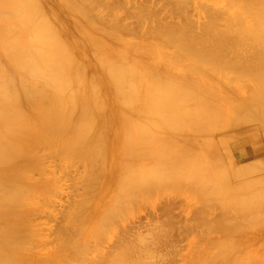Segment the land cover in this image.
<instances>
[{
	"label": "bare ground",
	"instance_id": "1",
	"mask_svg": "<svg viewBox=\"0 0 264 264\" xmlns=\"http://www.w3.org/2000/svg\"><path fill=\"white\" fill-rule=\"evenodd\" d=\"M131 1L132 0H130V3ZM141 1L137 2L136 0L135 4L140 3L141 5H145V3L142 4ZM144 1L145 0H143V2ZM160 1L157 2L156 0V3L154 1L152 2V4L150 2L149 3L151 5H158ZM190 1H193L196 6H191L193 5V2L190 3ZM223 1L167 0L166 2L170 4H167L168 7H171V5L173 4L172 6L174 7V9L170 8L171 11L173 10L174 12L175 10L178 12H175L176 15L174 13L173 14L175 16H177L178 14V17L180 14V17L183 16L184 18H180V20H182L181 22L178 17H176L177 21H172V23L170 22V20H173L175 16H173L172 14H170L171 16L168 14L171 18H169L168 15L166 16L165 12H171L170 10L167 11L168 7L165 3V6L163 3L161 4V6L163 5L165 7H163L162 9L163 14L160 13L162 10L159 11L160 8L158 7L157 8L159 10L155 9L157 12L159 11L158 15H156L157 12L154 13V9H152L154 10L152 11L150 8V12H152V16L153 14L156 16H161V20L166 17V22H168L169 20L170 23H166L165 21H162V23H160L159 21L161 20L159 19H154V21H156L151 23L152 19L154 17H157L154 16L150 21V12L149 10L147 11V8H145V6L139 5V7L137 8H131L130 6L131 9H128L129 11L132 10L131 17L135 20L136 18H139V20L143 22V20L149 18L148 20L150 22L146 20L145 22H143L144 25L142 23L139 24L138 22L140 21H138L137 19V23L139 24L138 26H145V23H147V26L150 25L149 27L152 26V28L150 29L145 26L149 30H147L146 28L144 30L143 28V31H140L142 29L141 27H139L140 30L138 29L137 33V30H135L136 27H134L135 29L132 28L134 24L133 22H131V19L128 18L130 14H124L123 16H121L122 13L119 14L120 12H116L120 10H122L123 12V10L126 9L118 4V0H0V264H55L53 261H55L57 264V261L59 262L61 260L60 258L63 259L64 257L63 260L65 261L66 254H69L70 256L71 254L76 255L75 251H77L79 255L82 254L80 252L83 247L82 245H79L80 241L77 242V238H79V236H76L79 235V232L76 233L77 231H72L73 227L70 231H68L69 227L68 229L63 231V234L64 232H66L65 235H69V239H67V237L66 239H63L68 241V243L65 242L67 245H59L57 249L52 248V250L50 247H48L51 250H48L50 252L46 251L48 249L46 247V244H48L49 241L45 239V243L44 240L42 241L43 238L38 239L41 238L43 234L40 235V232L42 233V231H37L41 228L37 227L36 221L38 218L34 213L41 212L45 214L48 211L46 212L45 210H42L43 208L46 207L45 209H48V206L51 207V204H53L52 206H54L55 204L56 206L59 205L55 203L60 200L59 197V200L55 201V199H57V196H55V198L52 195V193L54 194V192V195H58L59 190L57 189V193L55 190L56 183L58 181H63L66 178L64 176L67 172V174H69L67 175V177H70L69 183L71 182V179H73L72 183H74V178L76 179V177H78L81 173L76 171L77 168V170H81L79 168L80 166L76 165V168L74 163V169H69L70 172L67 171L68 169H66L64 171L67 172L62 171L61 173V171L58 169L61 166L60 161L61 163L64 161L65 163L80 161L84 163L83 167L85 165L86 169L88 166V171H86V169H84L83 171V168L81 170L84 173L87 172V178L80 179L84 176V173L79 176V179L81 181H84L85 183L86 180V182H88V187H85L83 182L77 180L80 182V184L83 183L81 184V188H78V190H82V186H84L85 189L89 190L87 192L89 195L93 197L95 196L94 194H97L96 197L99 200V197H101L100 194L103 193L101 190L110 188L111 185H113L112 182L114 181L115 185L114 188L112 187L113 191L111 197H114L120 202L119 206L112 208L110 205L113 202L110 203L109 206L113 211H116L118 209H121V207H125L127 205V202H129L130 206L129 204L127 206L131 210L132 203L130 202H133L132 200L139 193L140 180L138 181V178H140L145 172L144 171L138 177V172H141L139 171V168L143 167L147 163L149 168H147L146 170L148 171V169L151 168L149 162L145 164L140 160L141 158H147L145 156H142L143 154L146 155L145 148L147 146L145 147V145L147 144L144 143H146L145 141L148 138V133L145 136V125L147 124L148 118L146 114H144L145 110H148L150 113H154L155 119L153 120V122H158L159 120L160 123L158 124H163V126H159L158 128L161 131H164L167 135V139L164 137L165 135L163 136L167 140V142L164 140L162 141L163 144H161L164 145V142L168 144H165L166 147L168 146V150L165 149L168 152V159L166 160H170L171 162L175 163L176 165L173 164V166L175 165L176 168L179 167L181 173L184 172V174L187 175L186 181L183 182L184 184H186V186L190 180H194V185L192 184V187H190H194L195 189H193L196 190V187H200V182L202 181L199 174H201L202 172H204V175L206 172L208 173L207 175L214 173L218 166V160L220 159V162H222V158H220L219 155L222 152H220L219 148H216L220 145L221 149L222 147H224L227 150L224 151V156H228L225 157V160L228 161L222 159L223 162H229L228 166L229 164L231 165L230 169H232L235 173L237 172V175L240 179L241 176L243 178L246 177L245 179L250 177L247 179V181H243V178L241 179V181L239 178L235 179L237 175H234L233 179L238 180L237 182H239L240 180V182L236 186L239 187L241 182L242 184H244V186H250L251 184L260 182L259 185H263L264 190V0H225V3ZM126 2L127 0L125 1V4H127ZM120 3H122V0L120 1ZM130 3L128 5H130ZM125 4L122 5L126 6ZM119 6H121V8H118ZM152 8H154V6H152ZM192 8L198 10L193 13L192 11H194V9ZM103 9H107L109 12H111L110 18H108V16H110L108 11V14L105 12L103 14ZM164 9L167 10L164 11ZM188 10H190L191 13ZM197 11L204 16L203 18V16H201L200 14L203 20L201 17L199 19H201L202 21H198V18H195V15L198 14ZM116 13H118V16H121L122 20L128 18L127 20L125 19V22L130 20V22L132 23V27L129 21L127 23H130V26L129 24L125 25L123 23L124 21H121V19H119L120 16L118 18ZM189 13L192 17L195 16L194 19L191 18ZM161 14L165 16L163 17ZM103 15H105V17H107V20L109 21L105 20ZM133 15L136 17H134ZM146 15L149 17H146ZM134 19L132 20L134 21ZM195 19L198 22L194 21ZM178 21L180 22L178 23ZM157 22L159 23L158 25ZM128 26L130 27V29L132 28V30L136 31L134 34H137L134 35L131 30L129 31ZM158 128H154V130H158ZM160 130L159 132L161 134ZM148 132H150V130ZM214 133H218V135H220V137H218L219 141L215 140V138L217 139V137H215ZM158 134L159 133H157V135ZM161 135L160 138H162L163 140V137H161ZM144 137L145 139H143ZM162 142L157 141V143ZM217 142L219 144L218 146ZM157 145L158 144H156V147H159V145ZM153 147V149L156 150L155 146ZM163 148L165 147L163 146ZM157 149L158 154H160L159 152L163 150H159V148ZM147 150H149V148ZM150 151L147 153H150ZM154 152L153 154H155ZM153 154H149V158H152L151 155ZM167 156H165L164 154V157L167 158ZM54 158L57 160V163H55L54 166L58 165V163L60 165L59 167L56 166L55 169L59 170L61 174L65 173L64 175L57 176L58 178H61V180L56 176L54 177V166L49 164L52 162L49 160H55ZM162 159L163 162H165V158ZM162 159L159 158V160ZM203 160L205 162V166L206 163L208 164L206 168L204 166ZM139 161L143 162L144 165L141 163L143 166L139 167ZM238 161H240L241 163ZM163 162L161 161V164H164ZM169 162L167 161V163ZM197 162H200L201 164ZM167 163L165 162V164ZM63 164L64 163H62V166ZM76 164H78V162ZM154 165H158L159 168L157 169L161 168L160 164L155 163ZM167 166L168 164L166 165V169ZM154 167L152 165L151 169H154ZM171 167L172 164L170 168ZM174 167L170 170L173 171L175 169ZM144 168H146V166ZM166 169L165 174L167 171H170H166ZM178 170H176L175 173ZM73 171L75 174L74 177H71L70 175L73 176ZM153 171L155 170H152V172ZM163 171H161V173ZM35 174H38V177L37 175L35 176ZM148 174H151V172H148ZM169 174L171 173H168V175ZM55 175H59V172H55ZM154 175L159 176L161 174ZM168 175L166 174V176ZM153 176H150V178ZM103 177H110L113 179V181H110V179H108V181L99 186L100 184L98 183L100 181L103 183L104 181V179H99ZM143 178L147 179L145 177ZM183 180H185L184 177ZM187 180H189L188 183ZM77 181L75 180V182ZM196 181L199 183L198 186L195 185ZM219 181L217 182L220 183ZM213 182L209 183V185H206H208L209 187L211 184V188L213 189L212 192L215 193V190L212 187ZM59 183H57V187L60 186L58 185ZM228 183H230V180ZM232 184L233 183H230V185ZM72 185H69L70 187L72 186L71 189H73L75 185L79 184L75 183ZM189 185L187 186L188 188L186 187L187 189H190ZM206 185H204V188L207 187ZM230 185L228 184V186L226 185V187L228 188ZM259 185L257 184V186ZM63 186L64 185L62 184V187ZM62 187L58 188L60 189ZM78 187H80V185ZM147 187L149 186L147 185ZM250 187L249 189H251ZM204 188H200L201 191ZM85 189L80 191L86 192L87 190L85 191ZM200 189H197L196 191L191 190V192H194L195 195H200ZM216 189L217 191H219L218 188ZM74 190L75 189H73V191ZM205 190H208V188ZM254 190L251 191V193L255 192L253 196L257 194V191ZM75 191L74 193L78 192ZM97 191H99L100 194L97 193ZM197 191L198 193H196ZM60 192L59 194L62 193ZM219 192H221V189ZM88 194L87 196H85L88 197ZM208 194L206 193L204 194V196H208ZM245 194L247 198L248 193ZM49 195L50 197H53L52 199L55 198L54 202L51 201L52 203L49 201L50 199H48L49 203L51 204L48 203L47 199H45V202H42V200H40V197H49ZM81 195L82 197L78 196L77 194L79 199L85 197L83 196L84 193ZM199 195L198 197L200 198ZM204 196L201 193V198ZM218 196L221 198V194H218L217 198L215 199H218ZM86 197L84 198L82 203H80L81 205L76 207L75 209L76 211L78 210L77 208L81 210L80 212L75 211V216L77 215L76 220H74L75 217L72 218L73 222H75L76 225L79 223L77 222L78 219H87H85V216H87V214L82 217L84 215L83 213H88L90 210L88 212L87 210L92 208L91 205L93 203V200L91 201V198ZM96 197H94V199ZM214 197H211L213 198L212 201H214ZM252 197L250 196L249 199H251ZM259 197L260 196H258V198ZM261 197L263 199L261 198V200H258L257 202H260V204H264V196ZM69 199L68 200L71 202V198ZM135 199L134 202H136ZM204 199L206 198H203L202 200ZM207 199L203 202H207ZM221 199H219L220 204H218L219 202L217 203V201L215 203H217L219 210L221 208V215H225L223 216L224 221L221 225L222 227L220 226V229L222 228V231H226L223 232V238L225 239L222 240V242L226 241V243L223 245L221 244L217 253H215L216 255H214L212 259L209 260V264H237L238 262H240L241 264L242 260L240 259H242L243 257L245 261H243L242 264H245L244 262H246V264H264V213L261 215H259L260 213L255 214L253 208L251 210V208L248 206L251 211H244L246 213H244L245 215H243L242 212L241 214L243 216L241 217H239V215L237 214H234L236 216L234 218L232 217L233 214L231 213L235 210L239 211L241 208L239 207L240 209H238L235 206L236 201L234 203L233 200V203L235 205L232 206H234V209L230 208L231 211H228V201H226V204L224 203V201H221ZM75 200V202H79L77 201L78 199ZM202 200H200V202ZM46 201L47 206L43 207ZM74 201L70 203V209L72 204H74V206H72V209L77 206ZM104 201L101 207L103 210ZM209 201L211 202V200ZM97 203L99 204V202L96 201V205H93V209L95 208V206H97ZM248 203V205H252V202ZM219 205L221 206L219 207ZM257 205L258 204H256V206ZM51 208L53 209L54 207ZM51 208L49 209L50 211ZM127 208L123 210L121 209L122 211H119V213H124V210H127ZM218 208L216 207V209ZM55 209L56 208L52 210L54 211V214ZM93 209L90 212H93ZM96 209L97 208H95V210ZM200 209H203L204 211L205 207L199 208L198 211L201 212L202 210ZM64 210L65 209H63V212H65ZM103 210L100 211V213H104ZM69 211L66 213L70 214L68 216L66 215L67 217H64V220L67 219V223H69L68 225L72 224L71 219L69 222L68 220L70 218L69 216H72L71 212H73L74 210L70 212ZM131 211L134 212V210ZM227 211L229 213L231 212L230 217H227L229 216V214L225 213ZM78 212L79 214L81 213L83 215L78 216ZM90 212L89 214L91 216L89 215V220L94 221L95 218L91 219V217L94 216L95 213L91 214ZM204 212H206V210ZM103 213H101V216L103 215ZM105 213L103 216H108L109 213ZM110 213H112V211ZM37 214L39 215L40 213ZM47 214H49V212ZM50 214L48 217H51ZM54 214H52L54 218L58 217ZM117 214L118 211L116 212V215ZM196 214L200 213L196 211ZM111 215L113 216V214ZM116 215L114 217H116ZM120 215H117L119 218L115 219V221L119 220V223L120 219L123 218H121ZM202 215L203 214H200L197 217L195 215V217L200 221V219H202ZM30 216H32L33 218ZM34 216L36 217V221L34 220ZM101 216L98 215V218ZM128 216L129 214L127 215V217ZM219 216L220 215H218V217ZM31 218L34 222L31 220ZM110 218L111 216L109 217L108 221L111 226V222L113 225L114 221ZM99 219L97 220V222L99 221ZM128 219H131L130 216ZM196 219L194 220V222H199ZM240 219L243 220V224ZM64 220H62V222ZM103 220H100L99 224H101ZM106 220L104 221V223H106ZM219 220L217 219L218 227L220 225V222L222 221L221 220L219 222ZM80 221L82 222V220ZM130 221L132 222L133 220ZM210 221L209 223L203 222V224L209 225V228L211 229ZM213 221L216 223L214 219ZM81 222L80 225H82ZM171 222L169 223V225L171 224ZM93 223H95V221ZM127 223L128 222H126V224ZM40 224L41 223H38V226H42V224ZM131 224L134 227V232L137 233L138 227H136V225L134 226V223H130V225ZM199 224L200 222L197 224H191V227H187L189 229L193 228V226L196 227L197 225L199 227ZM106 225L109 226L107 223ZM173 225L175 224L173 223ZM179 225L182 226L180 229L184 230L186 228L185 230H189L184 226L187 224L183 225L181 223L178 224V227ZM207 225L206 228H208ZM98 226H96L95 229H97L99 235L100 231L102 230V233L107 236V233H105V231L107 230L105 229H108V227L106 228L105 226H103L102 228H105L103 230ZM132 226H128L127 229L129 227L132 228ZM138 226H140V224ZM146 226L145 231L147 230ZM36 227L38 229H36ZM46 227L48 228V226ZM46 227L44 228L46 229ZM115 227L116 226L113 225L110 228V231L109 229L108 231L111 233V230ZM124 227L125 226H123V228ZM168 227L170 228V226ZM203 227L205 226L203 225ZM212 227H214L213 223ZM244 227L245 229H247V231L244 229ZM64 228H67V226H64ZM78 228L79 227L77 226V229ZM99 228L101 229L100 231L98 230ZM153 228L152 230H154ZM169 228L166 229L165 232L168 231ZM175 228H177L176 225L174 227V230H176ZM79 229L78 231H80ZM132 229H128V231L126 230V233L123 229L124 231L122 230L123 232H120V234L124 233V235H119L120 237L125 239V242L127 244H129V248L124 247V239L121 240L122 238L118 237L119 241L121 240L120 242L123 243L115 242L118 245L117 246L115 244V246H117L118 248H114L112 246V240L110 245L112 246V250H115V253H112L113 251L108 250L107 247V249L105 248L106 252L103 256V252L105 251V249H102L103 247H99L101 250H103L102 255L99 256L100 254L97 255V253L95 256H99V259L98 257H94V259L96 258V261L95 263L93 262V264H141L142 262L143 264H152L153 261L156 262L155 260H150L155 251H159L161 248V251L164 250L162 252H164L163 254H165V256H167L169 260V257L171 255L168 254L173 251L174 247L176 248L178 246V244L175 246V243H177L175 239H172L173 241H171L168 238H162V241L163 239H165L164 241H166V243L168 244L166 245V243H164L165 245L161 247L163 242L159 239H156L157 233L155 232L158 231L149 230L151 232H149L151 235H154V233L156 235L153 237L155 238L156 243L152 241L151 244H157V249H155V246H153V250L155 249L154 253L152 249V252H150L147 248L149 247V245L146 247L147 244L144 241L146 239L143 236L144 233H147V231L141 234L143 240L140 239V241L138 242V238L136 237L141 238V235L135 234ZM136 229L137 232L135 231ZM129 230H131L134 235ZM139 230L144 229L142 228ZM177 230L179 229L177 228ZM211 230L214 229L212 228ZM113 231L116 233V228L115 230L113 229L112 232ZM244 231H246L248 235L250 234L251 236L249 235V237L245 235L243 233ZM60 232L58 234L64 237L62 231ZM56 233L52 234L56 235ZM102 233L101 237L99 236V240L101 242H104L105 240L102 241L101 239L103 238ZM127 233L132 234L131 236L129 234L128 235L130 237L133 236L132 241L136 239V243L138 246H140V242H145L144 247L146 249L142 247L144 245L143 242V245L140 246L144 249H142V253L145 252L144 254H137L141 253V251L139 252L138 250H136L137 246L135 245V240L133 243L130 240L131 238H128ZM179 233L184 234L182 232ZM242 233L247 236V238ZM116 234H119V232H117ZM209 234L210 233H208V235ZM38 235H40V237ZM147 235L148 237L150 236L149 234ZM160 235V239L163 235V237H165V234L160 233ZM242 235L245 239L241 237ZM60 236L57 237L59 238L58 241L61 240ZM116 236L117 235H115V237ZM217 236H213L214 238H210L208 236L207 237L208 239H214V241H211L215 242V238ZM219 236L222 237V235ZM181 237L182 239H184L183 236ZM238 237L242 238V240H247L249 237V240L254 239L256 243L252 246L246 245L249 249L243 250L246 249L244 241H242ZM108 238L110 237L107 236L106 240ZM126 238L129 239L134 245L131 244L130 241H126ZM218 238L220 239V237H217V242ZM236 238L238 239V241H242L236 243H239L240 246L238 245V247L235 244V241L237 240ZM176 239L178 240V238ZM40 240L42 241L41 244ZM197 240H201L202 244H205L206 242L207 245H205L208 246L206 248H209V240L206 239L207 241H204L203 238ZM249 240L248 243L251 242H249ZM258 241L260 242L259 244H257ZM160 242L161 245L158 244ZM172 242H174V247L173 245L169 246V243ZM38 243L40 244L39 246L43 247L44 251H46L47 253H42L43 249L38 247ZM43 243H45V245ZM118 243L122 245L119 246ZM127 244L126 246H128ZM202 244H200L199 246H202ZM89 245L91 246V244ZM98 245L101 244L98 243ZM98 245L96 244V246ZM205 245H203V247ZM218 245L219 243L215 245V248ZM101 246H103V244ZM164 246L170 248L164 249L166 248ZM140 247H137V249H139ZM239 247L241 248L239 249ZM90 249L91 251L93 250L92 248ZM180 249L178 251H180ZM210 249H212L211 252H209L210 250L208 249V253L206 251L203 252V254L201 253L203 256H201L200 252H198L200 255L196 253L201 249H196V251L194 252L199 256V259L200 256L201 258L205 256L207 257L209 253H213L215 251H213L214 248L212 247H210ZM167 250H171V252L168 251L169 253H167ZM147 251L153 254L149 256ZM161 251L157 252V254L159 255L160 253L161 255ZM107 252L110 254H106ZM157 254L155 253V255ZM176 254H179V252ZM155 255L152 259H156V257H158L156 259V263L159 264L161 262L162 256L160 257V255H157L155 257ZM70 256L66 259L70 258ZM142 256L144 257L142 258ZM209 256L207 258H209ZM239 256L240 259H238ZM100 257L102 258L100 259ZM195 257L197 258V256L194 255L193 259ZM74 258L78 257L75 256ZM74 258L72 257L71 259L74 260ZM207 258H205V260H207ZM85 259L86 261H89L87 257H85ZM200 259L199 261H201V263L205 261L204 258L203 261ZM164 260L162 263L165 262L166 264V259ZM171 260L172 257L170 259V263L172 262ZM50 261L52 262L50 263ZM64 261L61 260L59 264H62L61 262L64 263ZM86 261H84V264H86ZM192 262L195 263L197 261L192 260Z\"/></svg>",
	"mask_w": 264,
	"mask_h": 264
},
{
	"label": "rangeland",
	"instance_id": "2",
	"mask_svg": "<svg viewBox=\"0 0 264 264\" xmlns=\"http://www.w3.org/2000/svg\"><path fill=\"white\" fill-rule=\"evenodd\" d=\"M120 1H121V0H120ZM120 1L118 0V4H120L121 6H123V7L126 8V9L123 8V9H124L123 12H122V10H120V11H116V12H120L119 14L122 13L121 16H123L124 14H125V15H129V14H130V16H129V17L127 16V17H128L129 19H131V22H133V24H134L133 27H132V23L130 22V20H128V21L131 23V27H132V28L136 27V29H135V28H134V29L137 30V33H138V29H139V27H141V25L138 26L139 24L142 23V24L144 25L143 22H145L146 20H147L148 22H150L151 19H152L154 16L158 15L159 11H161V10L163 9V7L165 6V4H166V5L169 4L168 2H166L167 0H165V1H163V0L160 1V0H159L160 3H158V5L155 4V3H156V0H152V1H151V0H145V1H147V2H145V1L143 2V0H142V1H141V0H137V2L141 1L142 4L145 3V5H141L140 3H139V4H135V3H136V2H135L136 0H135V1L132 0L133 2L131 1V3H130V0H127V2H126L127 4H125V1H126V0H125V1L122 0V3H120ZM128 1H129L130 5H128V4H129ZM150 1H151V2H150ZM153 1L155 2V3H153V4L156 5V8H155V5H151ZM159 1L157 0V2H159ZM222 1H223V0H222ZM224 1H225V0H224ZM224 1H223V2H224ZM149 2H150L151 4H150ZM192 2H193V1H190V3H192ZM220 2H221V1H220ZM132 3H133V4H132ZM147 3H149V4H147ZM162 3H163V4L165 3L164 6H163V5L161 6ZM224 3H225V2H224ZM122 4H125L126 6H124V5H122ZM131 4L133 5V7H132ZM134 4H135V6H134ZM136 5H137V6H136ZM139 5H140V6H145V8H147V11L149 10V12H150L152 9L155 10V9L160 8V10L158 9V10H159L158 12H157L156 10H155V11L152 10V11H154V13L157 12V14H156V15L153 14V16H152V12L149 13V14H150V17H151V18H150V21L148 20L149 18L145 19L146 17H149V16H147V15H148V12H147L146 17L144 18L145 20H143V22H141V20H139V18H136V20H135L134 18H132V17H131V16H132V14H131V11H132V10L129 11V9H131V8H137V7H139ZM150 5H151V6H150ZM169 5H170V4H169ZM172 5H173V4H172ZM172 5H171V7H168V5H167L168 10H167V9H166V10H167V11L170 10L171 13H167V12H165L166 16H167L168 14H169V15L172 14L173 16H175V15H176L175 12L178 13V12L175 11V10H174V12H173V10L171 11L170 8L174 9V7H173ZM121 6H119L118 8H121ZM130 6H131V8H130ZM148 6H149V7H148ZM152 6H154V8H152ZM159 6H161L162 8L159 7ZM189 6H190V5H189ZM191 6H194V7H195L196 5H195V3L193 2V5H191ZM157 7H158V8H157ZM167 7H166V8H167ZM128 8H129V9H128ZM150 8H151V10H150ZM164 8H165V7H164ZM189 9H191V8H189ZM192 9H194V8H192ZM118 10H119V9H118ZM134 10H135V9H134ZM166 10L164 9V11H166ZM196 10H198V9H194V11H192V12L194 13ZM107 11H108L107 9H103V14H104V12L107 13ZM124 11H125V12H124ZM126 11H127V13H126ZM188 11L191 13L190 10H188ZM129 12H130V13H129ZM199 12H200V11H199ZM108 13H109V15H110V16H108V18H110V17H111V12L108 11ZM108 13H107V14H108ZM160 13L163 14V10H162ZM173 13H174L175 15H174ZM190 13H189V15L191 16ZM197 13H198V11H197ZM107 14H106V16H107ZM116 14H117V16H118V13H116ZM162 14H161V15H162ZM200 14H201V13H198L197 15L192 14V15H195L196 17H195V16H193V17L191 16V18L194 19V17H195V18H198V19H197L198 21H199V20L202 21L203 18H204V16L201 14V16H203V18H202V17L200 16ZM159 15H160V14H159ZM169 15H168V17L171 18V17H170L171 15H170V16H169ZM198 15H199V17H198ZM103 16H104L105 20H107V17H105V15H103ZM119 16H120V15H119ZM119 16H118V18H119ZM121 16H120L119 19H121ZM133 16H134V15H133ZM162 16H163V15H162ZM164 16H165V15H164ZM164 16H163V17H164ZM130 17H131V18H130ZM134 17H136V16H134ZM156 17H157V18L154 17V18L152 19L151 23H153V22L156 21V20L154 21V19H159V20L162 19L161 16H156ZM158 17H159V18H158ZM176 17H178V14H177V16H175V18H176ZM181 17L183 18V16H181ZM181 17H180V14H179L178 19L180 20ZM200 17L202 18V20L199 19ZM112 18H113V16H112ZM122 18H123V17H122ZM124 18H125V16H124ZM128 18H127V19H128ZM165 18H166V17H165ZM165 18H164L163 20L159 21V22H160V23H162V21H163V22H164V21L166 22ZM169 18H168V19H169ZM173 18H174V17H173ZM175 18H174L173 20H170V22L172 23V21H174V22L177 21V18H176V20H175ZM125 19H126V18H125ZM125 19H124V20L121 19V21H124L123 23H124L125 25H126V24H127V25L129 24V26H130V23H127L128 21L125 22ZM127 19H126V20H127ZM132 19H134V21H133ZM137 19H138V21H140V22H138ZM183 19H184V18H183ZM197 20L195 19L194 21L198 22ZM107 21H109V20H107ZM110 21H111V20H110ZM180 21L182 22V20H180ZM180 21H178V23H179ZM134 22H135V23H134ZM137 22H138L139 24H138ZM170 22H169V20H168V22H166V23H170ZM174 22H173V23H174ZM151 23H150V24H151ZM176 23H177V22H176ZM135 24H136V25H135ZM145 24H146L145 26L148 27L149 29L152 28V26L149 27V26H150L149 24H148L149 26H147V23H145ZM158 24H159V23L157 22V25H158ZM143 25H142V27H141L142 30L139 29L140 31H143V28H144V30H145L146 27L143 26ZM152 25H153V24H152ZM155 25H156V24H155ZM129 26H128L129 31L131 30V31L133 32V34H134L136 31L132 30V28L130 29ZM153 26H154V25H153ZM137 27H138V28H137ZM154 27H155V26H154ZM148 28H146V29L149 30ZM147 30H146V31H147ZM128 33H129V32H128ZM137 33H136V34H137ZM136 34H134V35H136ZM146 66H147V64H146ZM144 114H146V116L148 117V118H147V124H146L147 126L145 125V130H146V134H145V136L147 135V133H148V135H150V133H151V135H150V136L147 135L148 138L146 137V138H147L146 141H145L146 143H144V144H147V145H145V147L147 146V147L149 148V150H147L148 148L146 147V148H145V151H146V155H147V156L144 155V154H143L142 156H143V157L145 156V157H147V158H144V159L141 158L140 160L143 161L145 164H146L147 162H149L151 168H152V165H153V167L155 166V165H154L155 163H156V164H160V165H161V166H160V167H161L160 169H162V170L157 169V168H159V167H158V165H156V166L154 167V169H151V168H150V169H148V171H147L146 169L149 168L148 163H147L146 165H144L143 162L139 161V162H140V163H139V165H140L139 167H141V166H143V165H144V166L141 167L142 169L139 168V171H141V172H138V174H139L138 177H139L140 174H142L144 171H145V172H144L145 174L143 173L142 176H141L140 178H138V181L140 180V182H139V186H140V188H139V193H138V195H136V197H135L136 199L134 198V199L136 200L137 203L134 202V199L132 200L133 202H130V203H132V206H131L132 208H131V207H130V208H131V210H134V212L131 211V210L129 209V207L127 206V205L129 204V202H127V205H126L128 208H127L126 206H125V207L127 208V210H130V211L124 210V211H125L124 213H125L126 215H125L124 213H121V212H120V213H121V215H120V213H119V211H122L123 209H126L125 207H121L122 210H121V209H118V210H116V211H113V210H112L113 207L119 206V202H120V201L116 200L114 197H111V194H112V191H113L112 187L114 188V185H115V183H114V181H113L112 178H110V177H105V178H104V177H103V178H100V179H99V180L104 179L103 183H102L101 181H100L101 183H100V182L98 183V184H100L99 186H101V185L104 184L106 181H108V179H110V181H113V182H112L113 185H111V187L109 186L110 188H108L109 190H108V189H106V190H101V191L104 193V195H103V193L100 194V192H99L100 190L97 191V193H99V194L101 195V197H102V199H101V197H99L100 195L98 194V195H99L98 197L100 198V200H99V199L96 197L97 194H94L95 196L92 197L91 195H89V194L87 193L89 190H88V189H85V187H88V184H87L88 182H86V180H85V183H86V184H85L84 181H81V180H80V179H86V178H87V174H86V173H87L86 171H88V166H87V165H86V166H87V169H86L85 165H84L85 168L83 167V164H84V163H82V162H80V161H73L72 163H71V162H68L69 164H68L67 162L65 163V161H64V162H62V163H64L63 166H62V163H61V161H60L61 166L59 165V163H58V165H56V166H58V167L60 166V168H58V169L61 171V173H62V171L66 170V169H68L67 171L70 172V170L74 169L76 165H77V166H80L79 168H80L81 170H82V168H83V171H84V169H86V171H85L86 173H84V172L81 171V170H80V171L77 170L78 168H77V166H76V168H77L76 171H78L79 173L81 172L80 175H79V174H77V175L81 176V174L84 173L83 175H84L85 177L83 176L84 178L82 177V178L79 179V176H78V177H76V179L74 178V183H72V182H73V181H72L73 179H71V182L69 183V180H70L69 178H70V177H69V176L67 177V175H69V174H67V173H68L67 171H64V172H67L66 174L63 172V173L65 174L64 177H66V178L64 179L65 181L62 179L63 181H61V182L58 181V182H57V180H56L57 183H59V182L61 183V184H60V183L58 184V185H60V186H58V187H62V184L65 186V187L63 186L64 188H63V187L60 188V189H61V190H60V189L57 187V183H56V186H55V188H56V189H55V190H56V193H57V189L59 190V192L61 191L62 193L60 192L61 194H59V192H58V195H54L55 192H54V194L52 193L53 197L57 196V199H55L56 197L54 198L55 201H58V200L60 199L58 202H55V203H57V204H59V205L56 206V204H55L54 206H52L53 204H51V203H52L51 201L54 202V199H52L53 197H52V196L50 197V195H49V197H40V200H42V202H45V199H47V201H48V199H50L49 201H50L51 203H49V201H48V203L51 204V207L56 208V209H55V214H54V211H52V210H54V208L52 209V208L49 207V206H48V209H45V208H46V207H45V208H43L42 210H45L46 212L48 211L49 214L52 213V214H54L55 216H58V217H55V218H54V217L52 216V214H50L51 217H48V216H49V214H47L48 212L45 213V214H44V213H41V212H35V213H34V214L37 215V218H38V219H37L38 222H37V221H36V217L34 216V220L36 221L37 227H38V228H41V229H38V228L36 227V229H38L37 231H42V233L40 232V235L43 234L42 237H41V238H38V239H42V238H43L42 241L44 240L45 243H46V240L49 241V243L46 244V245H47L46 247H47V248L50 247L51 250H52V248H56V249H57L59 245H61V246H62L63 244L65 245V244H66L65 242L68 243L67 240H63V239H66V237H67V239H69V235H67V234L65 235L66 232H64V234H63V231H65L66 229H68V227H69L68 231H70L71 228L73 227V228H72V231L75 230V232L77 231L76 233L79 232V233H78L79 235H76V236H79V238H77V242L80 241L79 245H82V247H83L82 250H81V252H80V253H82V254L79 255L78 252L75 251L76 255H75V254H71V256H70L69 254H66V252H65V254H66L65 257L67 258V257L70 256V258H68V259L65 258L66 263H65V261L63 260L64 257H63V259L60 258L62 261H64V263L61 262L62 264H84V261H86L85 257H87V259H89V261H86V264H90V263L93 264V262L95 263V261H96V260H95L96 258L94 259V257H98V259H99V256L102 255L103 250H101L99 247H101V248L103 247L102 249H105V248L107 249V247H108V250H111V251H113L112 253H115V252H114L115 250H112L111 247H112V246H113L114 248L117 247L118 245H117L115 242H120L121 240L124 239V238H122V237L119 236V235L123 236L124 233L120 234V232H123V231L125 230L124 232L126 233V230L128 231V229H132V228H133L132 230H133V232H134V227L132 226V224L130 225V223H134V226L136 225V227H138V232H139V231H140V232L142 231L141 233H140V232L138 233V232H137V229H136L135 231H136L137 233L134 232L135 234H140V235H141V234H143L144 232L147 231V233H146V234L144 233L143 236H144L145 239H146V240H144V241L146 242V244H147L146 247L149 245V247H147V248L149 249V250L147 249L148 251H150V252L153 251V253H154L155 249H157V248H156V247H157V244H155V245H153L154 243L151 244L152 241L156 243V240H155V238H153V237L157 235V236H156V239H159L160 241H162V238H168V239H170L171 241H173V240L175 239V241H177V243H175V246L178 244V246H177L176 248H175L174 245H173L174 242L169 243V244H170L169 246L173 245V247H174L173 251H174L175 253L172 251L174 254L171 252V250H167V253H169L168 251L171 252L170 254H168V255H171V256H170V257L168 256V257H169L170 259H171V257H172V260H171V261H172L174 264H205V263L209 264V263H210L209 260L212 259V257H213L214 255H216L215 253H217V251H218L219 247L221 246V244L223 245V244L226 243V241H225V242H224V241L222 242V240L225 239V238H223V235H224L223 232H226V231H225V230L222 231L223 229H222V228L220 229V226L223 224V221H224L223 216H225V215L222 216V215H221V213H222V212H221V208H220V210H219V208H218L217 203L220 201L219 199H221V198L224 199V200L221 199V201H224V203H226V201H228V202H227L228 205H229V208L227 207L228 211H231L230 208H233L234 206H232V205H235V204H236L235 206H236L238 209L241 208L239 211H238V210H237V211L235 210L236 213H235V211L232 212V213L230 212V213L233 214V215H234V214L239 215V217H241V216H243V215L246 214L244 211H246V212H247V211H251L252 208H253V211L255 212V214H259V213H260L259 215H261V214L264 213V212H263V211H264V204H260V202H259V203L257 202L258 200H261V198H262L261 196H264V195H263V193H264L263 185H259L260 182H258V183L256 182V183H255L256 186H255V184H251V185H250L251 187H250V186H244V184H242V182H241L240 185H241L242 187H241L240 185H239V187L236 186V185L240 182V180H241L243 177L241 176V179H240L239 176L237 175V172L235 173L232 169H230L231 165L229 164V166H228V163H229V162H226L227 164L225 163V161H228V160H225V159H226L225 157H228V156H227V155L224 156V155H225V152H224V151H227V150H226L224 147H222V149H221V147H220V145L218 144V142H217V146H218V145H219V146L216 147V148H219L220 152L223 153V154L221 153V154H219V155H220V158H222V159L225 160V161L223 162V160L221 159L222 162H220V159L218 160V166H217V168H216V170L214 171L213 174L207 175V174H208L207 172L205 173V175H204V172H202L201 174H199L200 178H201L202 181L204 182V183H203L202 181H201L202 183L200 182V187H196V186L199 185V183H198L197 181H196V183H198V184L195 183V185H196L195 187H196V190H197V189H200V188H202V187L204 188V185H206V184L209 185V183H211V182L214 181V182L212 183V187L214 188V190H215L214 192H215V193L212 192L213 189L211 188V184H210V186H209L210 188L208 187V185H206V186H207L206 188L202 189V191H201V189H200L199 191H201V193H202L203 196H204V194H206V193L208 194L209 191H210V193H212L213 195L209 193L210 195H209V194H208V196L205 195V196L202 197V198H201V193H200V195H199V194H196V195H195L194 192H191V190L194 188V187L191 188V187H192V184L194 183V182H193L194 180H190L191 183H190L189 180H187V183H188V181H189V183L187 184V186H188L189 184H190L189 187L191 186L190 189H187L188 187L186 186V184L183 183V182L186 181V179H187V175L184 174V172L181 173L180 168H179V167L176 168V166H175L176 164H175V163L171 162L170 160H166V159H168V156H167V155H168V152H167V150H168V146L166 147V145H168V144L166 143V142H167V140H166V139H167V135H166V133H165L164 131H161V130L158 128L159 126H163V124H162V125H161V124H158V123H160L159 120H158V122H157V121H154V122H153V120L155 119V118H154L155 115H154L153 112L150 113L148 110H145V111H144ZM148 119H149V121H148ZM150 124H151V125H150ZM157 124H158V125H157ZM153 125H154V126H153ZM153 127H154V128H158V130H154ZM149 130H150V132H148ZM152 130H153V131H152ZM159 130L161 131V134H162V135L160 134ZM155 132H156V133H155ZM162 132L165 133V134H163ZM157 133H159V134L157 135ZM218 133H219V132H218ZM218 133H217V134L214 133L215 137H217V139L215 138L216 141H219V140H218V137H220V135H218ZM154 134H155V136H154ZM160 135H161V137H163V136L165 135L164 137H165L166 139L163 137V140H162V138H160ZM217 135H218V136H217ZM157 136H158L159 138H158ZM155 137H156V139H155ZM153 138H154V140H153ZM143 139H145V137H144ZM157 139H159V140H157ZM148 140L151 141V142H149ZM160 140H161V141H160ZM164 140H165L166 142H164V145H161V144H163L162 141H164ZM143 141H144V140H143ZM147 141H148V142H147ZM155 141H156V142H155ZM157 141H158V142H162V143H157ZM152 142H153V143H152ZM148 143H149V144H148ZM155 143L158 144L159 147H156V144H155ZM151 144H152V145H151ZM153 144H154V145H153ZM165 144H166V145H165ZM158 145H157V146H158ZM149 146H150L151 148H150ZM153 146H155V148H156L157 151L153 149V148H154ZM160 146H161V147H160ZM163 146H164L165 148H163ZM157 148H159V150H160V149H163L162 151L159 152L160 154L157 153V152H158V149H157ZM223 148H224V149H223ZM165 149H167V150H165ZM150 150H151V151H150ZM221 150H222V151H221ZM149 151H150V153H147V152H149ZM154 151H155V152H154ZM163 151H164V153H163ZM153 152H154L155 154H153ZM161 152H162V153H161ZM149 154H153V155H151L152 158H151V157L149 158V156H150ZM162 154H163V156H162ZM164 154H165V156H167V158L164 157ZM155 155H156V156H155ZM158 156H159V157H158ZM160 156H162V157H160ZM157 157H158V158H157ZM223 157H224V158H223ZM159 158H160V159L165 158L164 160H165L166 163H167V161H168V162L170 161L169 163H167V164H168L167 169H166V165H167V164H165V162H163V159H162V160H159ZM229 158H230V156H229ZM54 159H55V158H54ZM59 159H60V158H59ZM59 159H58V160H59ZM156 159H157V161H156ZM258 159H259V158H258ZM48 160H49V159H48ZM151 160L156 161V162H153V161H151ZM204 160H207V159H204ZM204 160H203V162H204ZM49 161H52V162H51L52 164H51V163H49V164H50V165H53V166H54L55 163H57V160H56V159H55V160H51V159H50ZM49 161H48V162H49ZM54 161H56V162H54ZM145 161H146V162H145ZM159 161H160V163H159ZM161 161H162L164 164H161ZM77 162H78V164H76ZM79 162H80V163H79ZM157 162H158V163H157ZM200 162H202V161H200ZM200 162H197V163L201 164ZM238 162H240V161H238ZM73 163L75 164V166H73ZM141 163H142L143 165H142ZM153 163H154V164H153ZM220 163H221V165H220ZM240 163H241V162H240ZM171 164H172V167L170 168ZM173 164H175V165H174L175 167L173 166ZM199 164H198V165H199ZM169 165H170V166H169ZM202 165H203V164H202ZM207 165H208V164L206 163V166H207ZM53 166H52V167H53ZM56 166L53 167V168H54V169H53L54 177H55V176L57 177V176H60V175H64V174H61L59 170H56V169H55ZM81 166H82V167H81ZM145 166H146V168H144ZM204 166H205V162H204ZM206 166H205V168H206ZM168 167H169V168H168ZM173 167H174L176 170L179 169V170L177 171L178 173L176 172L177 174L175 173V171H176L175 169L173 170L174 173H173L172 170H170V169H172ZM219 167H221V168H219ZM227 167H228L229 169H228ZM143 168H144L145 170H144ZM163 168H165L166 171H167V170H170V171H167V172H166L167 175H168V173H171V174H169L168 176H166V174H165V169H163ZM205 168H204V169H205ZM222 168H223V169H222ZM225 168H226V169H225ZM61 169H62V170H61ZM69 169H70V170H69ZM217 169H218V171H217ZM221 169H222V170H221ZM150 170H151V171H150ZM152 170H155L156 172H155V171L152 172ZM157 170H158V173H157ZM163 170H164V171H163ZM219 170H220V171H219ZM223 170H224V171H223ZM226 170H227V171H226ZM76 171H75V172H76ZM146 171H147V172H146ZM161 171H163V172L161 173ZM55 172H56V173L59 172V175H55ZM148 172H151V174H148ZM179 172H180V173H179ZM244 172H245V171H244ZM76 173H77V172H76ZM153 173L156 174V175H157V174H161L162 176H161V175H159V176H158V175L155 176ZM172 173H173V174H172ZM229 173H230V174H229ZM234 173H235V174H234ZM72 174H73V176H72V175H70V176H71V177H74V174H75L74 171H73ZM174 174H175V175H174ZM214 174H215V175H214ZM224 174H225V176H227V177H225ZM36 175H37V177H38V174H35V176H36ZM146 175L149 176V177H147ZM153 175H154V176H153ZM164 175H165V176H164ZM201 175H202V177H201ZM206 175H207V178L209 177L208 179L206 178ZM213 175H214V176H213ZM216 175H217V176H216ZM230 175H231V176H230ZM234 175H235V176L237 175V177H236L235 179H238V178L240 179L239 182H237L238 180L233 179V178H234ZM75 176H76V175H75ZM150 176H153V177L150 178ZM163 176H164V178H163ZM185 176H186V177H185ZM211 176H212V177H211ZM244 176H245V175H244ZM37 177H35V178H37ZM143 177H145V178H147V179H144ZM154 177H155V178H154ZM157 177H159V178H157ZM165 177H166V178H165ZM183 177H184L185 180H183ZM57 178H58V177H57ZM77 178H78V179H77ZM161 178H162V179H161ZM167 178H168V179H167ZM224 178H225V179H224ZM230 178H231V179H230ZM245 178H246V177H245ZM245 178H243L242 180H243V181H245V180L247 181V179L250 178V177H248L247 179H245ZM251 178H252V177H251ZM58 179L61 180V178H58ZM67 179H68V181H67ZM111 179H112V180H111ZM142 179H143V180H142ZM157 179H158V180H157ZM160 179H161V180H160ZM211 179H212V181H211ZM75 180H76V181H77V180H80V182H83L84 185H85V187L82 186V187H83L82 190L85 189V191H86V190H87V191H86V192H84V191L81 192V191H82L81 189L78 190V188H81V184H83V183L80 184L79 181L75 182ZM148 180H149L150 182H149ZM164 180H165V181H164ZM181 180H182V181H181ZM216 180H217V181L220 180V181H219L220 183H218ZM229 180H230V183H233V184H232L233 186L230 185V183H228ZM242 180H241V181H242ZM173 181H174V183H173ZM206 181H209V182H206ZM210 181H211V182H210ZM224 181H225V182H224ZM227 181H228V182H227ZM231 181H232V182H231ZM62 182H63V183H62ZM153 182H157V183H153ZM180 182H181V183H180ZM234 182H235V183L237 182V183L235 184ZM65 183H66V184L68 183V184L66 185ZM75 183H76V184L78 183V184L80 185V187H78L79 185H75V186L73 187V189H75L76 191H78V192H76V191L74 190V191L78 194V196H81V197H82L81 194H83V193H84L83 196H85V195L87 196V194H88V197H86V196H85V197H86V198H91V201L93 200V203H92V205H91L92 208L88 209L87 212H88L89 210L92 211V209H93V205H94V204L96 205V201L99 202V204L97 203V206H95V208H97L96 210H95V208H94V209H93V212H90V211H89L91 214H94V213H95L94 216L91 217V219H94V218H95V219H94L95 223H93V222H94L93 220H91V221L89 220V218H90V217H89V215H90L89 212H88V213L84 212V213H83L84 215L81 214V213L79 214V212L81 211V210H79V208H77V209H78L77 211H79V212H78V216H79V215H80V216L83 215L82 217H84V216L87 214V216H85V219H86V218H87V219H86V220H83L84 218H82V219H78L77 222H79V223H78L77 225H76L75 222H73L72 218L75 217L74 220H76V217H77V215L75 216V211H76L75 209H76V207H78V206L81 205L80 203H82V201H83L84 198H85V197H84V198H80V199H79L78 196H77V194L74 193L73 189H71V187L73 186L72 184H75ZM170 183H171V184H170ZM178 183H179V184H178ZM140 184H141L142 186H141ZM183 184H184L185 186H184ZM202 184H204V185H202ZM220 184H221V185H220ZM223 184H224V185H223ZM228 184H229L230 186L227 188L226 185L228 186ZM245 184H246V183H245ZM257 184H258L259 186H257ZM69 185H72V186L70 187ZM145 185H146V186H145ZM147 185H148L149 187H147ZM180 185H183V186H180ZM193 185H194V184H193ZM215 185H216V186H215ZM234 185H235V186H234ZM253 185H254V187H253ZM76 186H77V187H76ZM99 186H98V187H99ZM150 186H151V187H150ZM201 186H202V187H201ZM217 186H218V187H217ZM220 186H221V187H220ZM261 186H262V187H261ZM142 187H143V188H142ZM146 187H147V188H146ZM171 187H172V188H171ZM184 187H185V188H184ZM186 187H187V188H186ZM230 187H231V188H230ZM236 187H237V188H236ZM247 187H248V188H247ZM249 187H250L251 189L254 188L255 190H254V189L251 190V189H249ZM256 187H257V189H256ZM258 187H259V188H258ZM144 188H145V189H144ZM148 188H149V189H148ZM169 188H170V189H169ZM207 188H208L209 191H208V190H205V189H207ZM216 188H218L219 191H220V189H221V192L217 191ZM222 188H223V190H222ZM229 188H230V189H229ZM242 188H243L244 190H243ZM63 189H65L66 191L63 190ZM68 189H69V190H68ZM103 189H104V188H103ZM111 189H112V190H111ZM154 189H155V190H154ZM194 189H195V188H194ZM194 189H193V190H194ZM210 189H211V190H210ZM235 189H236V190H235ZM238 189H239V190H238ZM248 189H249V191H248ZM260 189H262V190H260ZM55 190H54V191H55ZM62 190H63V191H62ZM80 190H81V191H80ZM107 190H108V191H107ZM179 190H180V192H179ZM193 190H192V191H193ZM196 190H194V191H196ZM203 190H205V191H203ZM245 190H246V191H245ZM253 190H254V191H257V192H256L257 194L254 195V196H253V194H255V192L251 193V191H253ZM109 191H110V192H109ZM142 191H144V192H142ZM169 191H170V192H169ZM216 191H217V192H216ZM72 192H73V193H72ZM79 192H80V193H79ZM162 192H163V193H162ZM203 192H204V193H203ZM249 192H250V193H249ZM69 193H70V194H69ZM71 193H72V194H71ZM86 193H87V194H86ZM153 193H154V194H153ZM196 193H198V191H197ZM242 193H243V194H242ZM245 193H248V195H247L248 197H247V198H246V194H245ZM75 194H76V196H75ZM105 194H106V195H105ZM173 194H174V195H173ZM218 194H219V195L221 194V198L218 196V199H215V198H217V195H218ZM239 194H240V195H239ZM62 195H63V196H62ZM70 195H71V196H70ZM108 195H109V197H108ZM143 195H144V196H143ZM152 195H153V196H152ZM168 195H169V196H168ZM176 195H177V197H176ZM198 195L200 196L201 199L198 197ZM211 195H212V196H211ZM249 195H250L251 197H252V196H253V197H252L251 199H249V198H250ZM72 196H73V197H72ZM106 196L108 197V200H107V197H106ZM137 196H138V197H137ZM139 196H140V197H139ZM157 196H158V197H157ZM170 196H171V197H170ZM173 196H174V197H173ZM196 196H197V197H196ZM214 196H215V197H214ZM256 196H257V198H256ZM258 196H260V197L258 198ZM58 197H59V199H58ZM61 197H62V198H61ZM94 197H96L95 199H97V200H95ZM209 197H210V198H209ZM211 197H214V201H212L213 198H211ZM223 197H224V198H223ZM226 197H227L228 199H227ZM254 197H255V198H254ZM69 198H71V200H72L71 202H73L75 199H78L77 201H79V202H75L76 200L74 201V202L77 204V206H75L74 209H72V208H73L72 206H74V204H72L71 209H70V206H69V205H70L71 202L69 201V200H70ZM74 198H75V199H74ZM168 198H169V199H168ZM197 198H198V199H197ZM203 198H206V199L208 198V199H207V202H203V201H206V199L202 200ZM68 199H69V200H68ZM104 199H105V201H104ZM113 199L115 200V202H114ZM160 199H161V200H160ZM166 199H168V200H166ZM172 199H173V200H172ZM241 199H242V200H241ZM248 199H249V200H248ZM262 199H263V198H262ZM94 200H95V201H94ZM153 200H154V201H153ZM158 200H159V201H158ZM200 200H202V201L200 202ZM209 200H211V202H210ZM230 200H231V201H230ZM233 200H234V203H235V201H236L235 204L233 203ZM243 200H244V201H243ZM246 200H247V201H246ZM252 200H253V201H252ZM47 201H46V203L43 205V207H44V206H47V205H46V204H47ZM80 201H81V202H80ZM103 201H104V204H103V205H104V210L101 208V207H102V203H103ZM117 201H118V202H117ZM169 201H170V202H169ZM216 201H217V203H215ZM40 202H41V201H40ZM100 202H101V204H100ZM112 202H113V203H112ZM146 202H148L149 204L146 203ZM152 202H153V203H152ZM163 202H164V203H163ZM209 202H210V203H209ZM213 202H214V204H213ZM237 202H238V203H237ZM248 202H252V205H248V204H249ZM254 202H255V203H254ZM105 203H106V204H105ZM110 203H112L113 205H112V204L110 205ZM134 203H136L137 205L134 204ZM191 203H192V205H191ZM201 203H202V204H201ZM207 203H208V204H207ZM227 203H226V204H227ZM230 203H231V204H230ZM253 203H254V204H253ZM78 204H79V205H78ZM117 204H118V205H117ZM211 204H212V205H211ZM215 204H216V206H215ZM218 204H220V202H219ZM246 204H247V206H246ZM256 204H258V205L256 206ZM259 204H260V205H259ZM105 205H106V206H105ZM109 205H110L112 208H111ZM135 205H136V206H135ZM205 205H206V206H205ZM208 205H210V206H208ZM228 205H227V206H228ZM55 206H56V207H55ZM68 206H69V208H68ZM129 206H130V204H129ZM191 206H192V207H191ZM195 206H196V207H195ZM197 206H198V207H197ZM220 206H221V205H219V207H220ZM248 206L251 208V210L248 208ZM57 207H58V208H57ZM105 207H107V208H105ZM133 207H134V208H133ZM136 207H137V208H136ZM203 207H205L204 211L206 210V212H204L203 209H200V210H202V211H201L202 213H201L200 211H198L199 208H203ZM207 207H208V208H207ZM216 207H217L218 209H216ZM239 207H240V208H239ZM50 208H51V211H52V212L49 210ZM100 208H101V209H100ZM254 208H255V209H254ZM60 209H61V210H60ZM63 209H65V210H64L65 212H63ZM67 209H69L70 211H73V210H74L73 212H71L72 216H69L70 218L68 217V218H69L68 222H69L70 219H71V221H72L71 223H72L73 225H72V224L68 225L69 223H67V219L64 220V217H67V216L70 214V213H69V214L66 213V212L69 211V210H67ZM105 209H106L107 211H106ZM192 209H193V210H192ZM207 209H208V210H207ZM233 209H234V208H233ZM233 209H232V210H233ZM242 209H243V210H242ZM262 209H263V210H262ZM57 210H58V211H57ZM102 210L104 211V213H105V211H106L105 214H108V213H109L108 216L106 215V217H104V216H103V215H104L103 212H101V213H103V215L101 216L100 211H102ZM109 210H110V211H109ZM40 211H41V210H40ZM70 211H69V212H70ZM77 211H76V212H77ZM95 211H96V212H95ZM111 211H112V213H110ZM117 211H118V214H117V215H120L121 218L123 217V218H122L123 220L120 219V223H121V224L118 222L119 220L115 221L116 218H117V219L119 218V217L116 215V212H117ZM196 211H197L198 213H200V214H203V215H202V219H200V221H199V219H196V217H197L198 215H200V214H196ZM210 211H211L212 213H211ZM217 211H218V212H217ZM228 211H227V212H228ZM43 212H44V211H43ZM57 212H58V213H57ZM98 212H99V213H98ZM127 212H128V214H129V216H130L131 219H128L129 216L127 217V215H128ZM129 212H130V213L132 212V213L130 214ZM219 212H220V213H219ZM227 212H225L226 214H229V216H227V217H230V216H231L230 213H229V212L227 213ZM242 212H243V215L241 214ZM256 212H257V213H256ZM37 213H40V214L38 215ZM56 213H57V214H56ZM60 213H61V214H60ZM62 213H64V214H62ZM65 213H66V214H65ZM96 213H97L98 215H100L102 218L99 217V218H100V219H99V218H98V215H97ZM134 213H135V215H134ZM164 213H165V214H164ZM210 213H211V214H210ZM225 213H224V214H225ZM239 213H240V214H239ZM244 213H245V214H244ZM43 214H44V215H43ZM46 214H47V215H46ZM59 214H60V216H59ZM111 214H113V216H112ZM204 214H205V216H204ZM216 214H218V215H220V216L218 217V215H216ZM61 215H62V216H61ZM66 215H67V216H66ZM73 215H74V216H73ZM109 215L111 216L110 219H113V221H114L113 225L116 226V227H115V228H116V233L119 232V234H116L114 231L112 232V230H113V229L115 230V228H113V229L111 230V233L109 232V231H110V228L113 226L111 221H110V222H111V226H110V224H109V221H108V219H109V217H110ZM115 215H116V217H114ZM122 215H123V216H122ZM168 215H169V216H168ZM177 215H178V216H177ZM195 215H196V217H195ZM233 215H232V217L235 218L236 216H235V215L233 216ZM38 216H39V217H38ZM46 216H47V217H46ZM90 216H91V215H90ZM124 216L127 217V218H125ZM185 216H186V217H185ZM191 216H192V217H191ZM193 216H194V217H193ZM30 217H32V216H30ZM107 217H108V218H107ZM174 217H175V219H174ZM203 217H204V218H203ZM212 217H213V218H212ZM215 217H216V219H215ZM220 217H221V219H220ZM32 218H33V217H32ZM32 218H31V220H32ZM39 218H40V219H39ZM56 218H57V219H56ZM62 218H63V219H62ZM187 218H188V219H187ZM198 218H199V217H198ZM200 218H201V217H200ZM205 218H207V219H205ZM98 219H99V221H100V220H103V219H104V220H103V222H102L101 224H99V221L97 222ZM106 219H107V220H106ZM125 219H126V222H128V223L130 222V223H129V224H128V223L126 224ZM142 219H143V221H144L145 223L142 221ZM146 219H147V220H146ZM152 219H154V220H152ZM163 219H164L165 221H164ZM173 219H174V220H173ZM181 219H182V220H181ZM195 219H196L197 221L200 222L199 227H198V225H197V226L195 225L196 227L193 226V228H190V229H189L187 226H190V227H191V226H192L191 224H194V223L197 224V223H199V222H194ZM208 219H209V220H208ZM213 219L216 221V223L213 221ZM217 219H218V220L220 219L219 222L223 219V220L220 222L219 227H218V225H217V223H218ZM62 220H64V221L62 222ZM80 220H82V222H81ZM105 220H106V223H107L109 226H107L106 223H104ZM130 220H133V221L131 222ZM158 220H159V221H158ZM176 220H177V223H176ZM201 220H202V222H201ZM210 220H211V221H210ZM236 220H237V219H236ZM32 221H33V220H32ZM47 221H48V222H47ZM65 221H66V222H65ZM83 221H84V222H83ZM107 221H108V222H107ZM123 221H124L125 223H124ZM135 221H136V222H135ZM140 221H141L143 224H142ZM150 221H151V222H150ZM156 221H158V222H156ZM171 221L176 225V227H177L179 230H182V229H180L182 226L179 225V227H178V224H181V223H182L183 225H184V224H187V225H184V226L187 227V228L189 229V230H188L189 232H188L187 230H185L186 228H185L184 230H182V231L177 230V228H175L177 231L174 230L175 225H173V223H172ZM183 221H184V222H183ZM205 221H206V222H205ZM209 221H210V227H211V229L213 228L214 230H211V229L209 228V225H207V224H203V222H204V223H209ZM238 221H239V220H238ZM240 221H242V224H243V220L240 219ZM244 221H245V220H244ZM33 222H34V221H33ZM45 222H46V223H45ZM61 222H62V225H61ZM80 222L82 223V225H80ZM116 222H118V223H116ZM163 222H164V223H163ZM170 222H171V224L169 225ZM185 222H186V223H185ZM190 222H192V223H190ZM38 223H41L42 226H44V227L48 226V228L46 227V229H45V228L42 227V226H38ZM47 223H48V224H47ZM58 223H59V224H58ZM149 223H150V224H149ZM158 223H159V224H158ZM212 223H213L214 227H212ZM33 224H34V223H33ZM41 224H40V225H41ZM97 224H98L99 226H98ZM117 224H119V225H117ZM139 224H140V226H138ZM151 224H152V225H151ZM202 224H203L205 227H203ZM215 224H216V225H215ZM34 225H35V224H34ZM63 225H64V226H67V228H64ZM79 225H80L81 227H80ZM100 225H102V226H100ZM143 225H144V226H143ZM146 225H147V226H146ZM154 225H155L156 229H158V230L155 229ZM158 225H159V226H158ZM172 225H173V226H172ZM206 225L208 226V228H206ZM49 226H50V227H49ZM57 226H59V227H57ZM77 226L80 228V229L78 228L80 231H78ZM96 226L101 227V228H102L103 226H105L106 228L108 227L109 231H108V229L102 228L103 230H104V229L107 230V231H105V233H107V236L110 237V238L107 239L108 241L106 240V237H107V236H106L105 234L102 233L103 231H102L100 228L98 229L99 231L101 230V231H100V235H99V232H97V229H95ZM121 226H122V227H121ZM123 226H125V227L123 228ZM128 226H132V228L129 227V228L127 229ZM141 226H143V227H141ZM145 226H146V229H147L146 231H145ZM168 226H170V228H169ZM184 226H183V228H184ZM200 226H201V227H200ZM241 226H242V225H241ZM244 226H245V225H244ZM117 227H118V228H117ZM153 227H154V228H153ZM172 227H173V228H172ZM221 227H222V226H221ZM242 227H243V226H242ZM63 228H64V229H63ZM75 228H76V229H75ZM142 228H143L144 230H139V229H142ZM148 228H149V229H148ZM152 228H153L154 230H152ZM160 228H161L162 230H161ZM168 228H169V230L171 229L172 232H171V230H170V231L168 230V231L165 232V230L168 229ZM204 228H205V229H204ZM218 228H219L220 230H219ZM44 229H45V231H44ZM50 229H51V230H50ZM53 229H54V230H53ZM62 229H63V230H62ZM123 229H124V230H123ZM206 229H207V230L209 229V230L207 231ZM242 229H243V228H242ZM244 229H245V227H244ZM55 230H56L57 233L55 232ZM59 230L62 231V234H63V236H64L65 238L62 237V236H60V235L58 234V233L60 232ZM94 230H95V232H94ZM122 230H123V231H122ZM149 230H152V231H158V232H155V233H157L156 235H155V233H154V235H151V234H150L151 232H150ZM159 230H160V232H159ZM173 230H174V232H173ZM191 230H192V231H191ZM198 230H199V231H198ZM203 230H204L205 233L203 232ZM245 230L247 231V229H245ZM43 231H44V232H43ZM129 231H130L131 233H133L131 230H129ZM178 231H179V232H182V233H184V234H181V233H179ZM186 231H187V232H186ZM212 231H213V232H212ZM214 231H215V233H214ZM218 231H219V232H218ZM242 231H243V230H242ZM246 231H244L243 233H244L245 235L249 236L250 234L248 235V233H247ZM48 232H49V235H48ZM149 232H150V233H149ZM199 232H200V233H199ZM207 232L210 233V234L208 235ZM38 233H39V232H38ZM52 233H54V234L56 233V235H54V234H52ZM60 233H61V232H60ZM68 233H69V232H68ZM101 233L103 234V236H102L103 238H101L102 241L105 240L106 242H105V241H104V242H101V241L99 240V239H100L99 236L101 237ZM114 233H115V234H114ZM134 233H133V235H134ZM152 233H153V232H152ZM160 233H161V234H165V237H163V236H164V235H163V236L161 237V239H160V238H159V237L161 236ZM176 233H177V235H176ZM186 233H187V234H186ZM243 233H242V234H243ZM246 233H247V234H246ZM50 234L52 235V237H51ZM109 234H110V235H109ZM111 234H112V235H111ZM128 234H129L130 236L132 235V234H130V233H127V235H128ZM147 234L150 235L149 237H151V236H152V237L149 238ZM201 234H202V235H201ZM244 234H243V235H244ZM40 235H38V236L40 237ZM53 235H54V236H53ZM94 235H95V236H94ZM104 235H105V237H104ZM115 235H117V236L115 237ZM125 235H126V234H125ZM129 235H128V238L130 237ZM146 235H147V236H146ZM158 235H159V236H158ZM203 235H204V236H203ZM217 235H218V236H217ZM219 235H222V237L219 236ZM243 235H242L241 237H243ZM245 235H244V236H245ZM43 236H44L45 238H44ZM58 236H60V239H61V240H59L60 242L58 241V239H59V238H57ZM137 236H138V235H137ZM167 236H168V237H167ZM181 236H183L184 239H182ZM200 236H201V238H203L204 241H207V240H209L210 238H214L213 236L220 237V239L218 238V242L216 241L217 237L215 238V242H213L214 239H210V240L208 241V245H209V248H208V249L210 250V251H209V250L206 248V247H208V246H206V245H207L206 242H205V244H206V245H205L204 243L202 244V241H201V240H197V239H201ZM205 236H206V237H205ZM207 236L210 237V238L208 239ZM247 236H245V237L247 238ZM250 236H251V235H250ZM250 236H249V237H250ZM61 237H62V238H61ZM113 237H114V239H113ZM118 237H120V238H122V239L119 241V238H118ZM126 237H127V236H126ZM140 237H141V238L136 237V238H138V239H137L138 242L140 241V239L143 240V239H142V235H141ZM157 237H158V238H157ZM172 237H173V238H172ZM174 237L178 238V240H177L176 238H174ZM194 237H196V238H194ZM249 237H248L247 240H244V239H245L244 237H243V238H244L243 240H242V238L238 237V238H240L242 241H244V244H245L246 249H243V250H247V249H249L246 245L252 246L253 244L256 243V242L254 241V239L249 240V239H250ZM52 238H53L54 241L52 240ZM56 238H57V239H56ZM130 238H131L130 240L132 241L133 236L130 237ZM148 238H149V239H148ZM152 238H153V239H152ZM222 238H223V239H222ZM45 239H46V240H45ZM49 239H51V240H49ZM78 239H79V240H78ZM93 239H94V240H93ZM172 239H173V240H172ZM186 239H187V240H186ZM193 239H194V240H193ZM206 239H207V240H206ZM236 239H237V238H236ZM240 239H239V240H240ZM112 240H113V243H112V246H110ZM116 240H118V241H116ZM130 240L126 238V241H130ZM134 240H135V243H136V242H137L136 239H134ZM134 240L132 241L133 243H134ZM164 240H165V239H163V241H162V242H163L162 245H161V242L158 243V244L161 245V247H163V245H165L164 243H166V241H164ZM166 240H167V239H166ZM196 240H197V241H196ZM211 240H213V241H211ZM219 240H220V241H219ZM241 240L238 241V239H237V240L235 241V244H236L237 242H242ZM248 240H249V242L251 241V242H250L251 244L248 243ZM252 240H253V241H252ZM42 241L40 240V244H41ZM55 241H56V242H55ZM61 241H62L63 243H62ZM98 241H100V242H98ZM131 241H130V242H131ZM147 241H148V242H147ZM171 241H170V242H171ZM183 241H184V242H183ZM200 241H201V242H200ZM210 241H211L212 243H211ZM50 242H53V243H50ZM92 242H93V243H92ZM109 242H110V243H109ZM123 242H125V239H124ZM123 242H120V243H123ZM130 242H128V243H130ZM132 242H131V244H133ZM142 242H143V241H142ZM142 242H140L141 244H140V243H138V244H140V246H142V245H143ZM145 242H143V243H144V245L142 246L143 248H145V247H144V246H145ZM158 242H159V241H158ZM181 242H182V243H181ZM45 243H43V244L45 245ZM55 243H57V244H55ZM98 243L101 244V245L103 244V246L98 245ZM120 243H118L119 246L122 245V244L120 245ZM149 243H150V244H149ZM209 243H211V244H209ZM218 243H219V245L215 248V245H217ZM259 243H260V242L258 241L257 244H259ZM40 244L38 243V247L42 248L43 251H44V248L41 247V246H39ZM43 244H42V245H43ZM51 244H52V245H51ZM89 244H91V246H90ZM92 244H93V245H92ZM96 244H97L98 246H96ZM108 244H109V245H108ZM115 244H116L117 246H115ZM126 244H127L126 242L123 243V246L129 248V244H127L128 246H126ZM167 244H168V243H166V245H167ZM186 244H187V246H186ZM200 244H202V246H199ZM240 244H242V243H240ZM44 245H43V246H44ZM66 245H67V244H66ZM104 245H105V246H104ZM107 245H108V246H107ZM133 245H134V244H133ZM135 245H136L137 247H140V246L137 245V243H136ZM150 245H151V247H150ZM180 245H181V246H180ZM193 245H194V246H193ZM196 245H197V247H196ZM203 245H205V246H204L205 248L203 247ZM211 245H212V246H211ZM236 245H237V247H238L239 243L236 244ZM53 246H54V247H53ZM55 246H57V247H55ZM89 246H90V247H89ZM153 246H155V247H154V248H155L154 250H153ZM185 246H186V248H185ZM239 246H240V245H239ZM85 247H86V248H85ZM94 247H95V248H94ZM137 247H136V250H138L139 252L141 251V253H137L138 255H139V254L142 255V254L145 253V252L142 253V249H143L142 247H140L141 250H140V248L137 249ZM164 247H166V246H164ZM173 247H172V248H173ZM180 247H181V249H180ZM210 247L214 248L213 251L215 250L216 252L214 251L213 253H209V254L207 255V257L210 255L209 258H207L205 255H204L205 257H202V258H201V256H203V255H202L203 252L206 251V252L208 253V251H209V252L212 251V249H210ZM227 247H228V246H227ZM227 247H226V248H227ZM40 248H38V249H40ZM59 248H60V247H59ZM61 248H62V247H61ZM90 248H92L93 250L91 251ZM114 248H113V249H114ZM117 248H118V247H117ZM119 248H120V247H119ZM168 248H170V247H166V248H164V249H168ZM172 248H171V249H172ZM177 248H178V249H177ZM189 248H190V249H189ZM191 248H192V249H191ZM240 248H241V247H239V249H240ZM243 248H244V246H243ZM45 249H46V248H45ZM56 249H55V252H56ZM84 249H87V250H84ZM106 249H105V251L103 252V256H104V253L106 252ZM145 249H146V248H145ZM151 249H152V251H151ZM175 249H176V251H175ZM179 249H180L181 252L178 251ZM184 249H185V250H184ZM193 249H195V250H193ZM196 249H197V250H200V249H201L200 251H197V252H196L197 254H199L198 252H200V254L202 253L201 256H200L201 259L199 258L200 260L203 261V258H204V260H205V258H207V260L203 261V263H201V261H199V259H198L199 256L196 255V253L194 252V251H196ZM203 249H205V250H203ZM206 249H207L208 251H207ZM48 250H50V249L48 248L46 251H48ZM51 250H50V251H51ZM60 250H61V249H60ZM83 250H84V251H83ZM143 250H144V249H143ZM41 251H42V250H41ZM43 251H42V253H45V252H46V251H44V252H43ZM50 251H48V252H50ZM53 251H54V250H53ZM53 251H52V252H53ZM61 251H62V250H61ZM93 251H94V252H93ZM145 251H146V250H145ZM148 251H147V253L149 254V256H150L151 254H153V253H149ZM160 251H161V248H160L159 251H155V253L157 254V252H160ZM162 251H164V250H162ZM162 251H161V255H160V253H159L160 257H161L162 254L164 253V252H162ZM177 251L179 252V254H176V253H178ZM57 252H58V251H57ZM83 252H84V253H83ZM88 252L91 253V254H89ZM99 252H100V253H99ZM108 252H109V251H108ZM108 252H107L106 254H110V253H108ZM243 252H244V251H243ZM243 252H241V253H243ZM46 253H47V252H46ZM97 253H98V254H97ZM155 253L152 255V257H151L150 260H155V261L157 262L156 259H157L158 257H156V256H157L158 254L155 255ZM165 253H166V252H165ZM193 253H194L195 256H197V258L195 257L196 259H195V258L193 259V256H194ZM207 253H206V254H207ZM241 253H240V254H241ZM244 253H245V252H244ZM96 254H97V255L100 254V255H99V256H95ZM106 254H105V255H106ZM148 254H147V255H148ZM181 254H182V255H181ZM200 254H199V255H200ZM212 254H213V255H212ZM245 254H246V253H245ZM68 255H69V256H68ZM81 255H83V256H81ZM85 255H86V256H85ZM87 255H88V256H87ZM154 255H155L156 259H152ZM159 255H158V256H159ZM173 255H174V257H173ZM242 255H243V254H242ZM75 256L78 257V258H74ZM103 256H102V257H103ZM144 256H145V255H144ZM144 256H142V258H143ZM163 256H164V258H163ZM163 256H162L161 258H162L163 260L166 259V264H173L172 262L170 263V259L168 260L167 256H165V254H163ZM72 257L74 258V260L71 259ZM81 257H84V258H81ZM102 257H100V259H101ZM139 257H141V256H139ZM237 257H238V256H237ZM241 257H243V256H241ZM161 258H159V259H161ZM173 258H174V259H173ZM181 258H182V260H181ZM60 259H59V260H60ZM69 259H70V260H69ZM80 259H81V260H80ZM93 259H94V261H93ZM162 259H161V262H160V263L163 262ZM179 259H180V260H179ZM233 259H234V258H233ZM238 259H240V256H239ZM61 260H60V261H61ZM67 260H69L70 262L67 261ZM173 260H174V261H173ZM192 260H196L197 262L194 263V262H192ZM240 260H242V263H243V261H245V260H244V257H243L242 259H240ZM60 261H59V262H60ZM91 261H92V262H91ZM158 261H159V260H158ZM164 261H165V260H164ZM167 261H168V262H167ZM176 261H177V262H176ZM51 262H52V261H50V263H51ZM53 262L56 264L55 261H53ZM59 262L57 261V264H59ZM82 262H83V263H82ZM153 262H154V261H153ZM153 262H152V264L156 263V262H154V263H153ZM237 262H238V260H237ZM160 263H159V264H160ZM238 263L240 264V262H238ZM238 263H237V264H238ZM242 263H241V264H242ZM244 263L246 264V262H244ZM141 264H143V262H142ZM156 264H158V263H156ZM162 264H165V262L162 263Z\"/></svg>",
	"mask_w": 264,
	"mask_h": 264
}]
</instances>
